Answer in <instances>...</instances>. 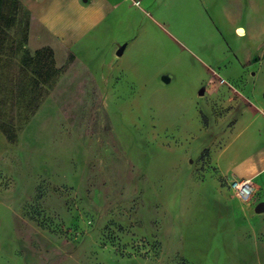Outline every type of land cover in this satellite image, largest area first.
I'll return each instance as SVG.
<instances>
[{
	"label": "rangeland",
	"instance_id": "obj_1",
	"mask_svg": "<svg viewBox=\"0 0 264 264\" xmlns=\"http://www.w3.org/2000/svg\"><path fill=\"white\" fill-rule=\"evenodd\" d=\"M23 1L33 11L5 42L15 56L5 83L28 85L22 59L38 47L55 46L59 72L27 124L28 96L2 100L15 139L0 129V264H264V174L243 202L223 165L248 140L243 156L264 164V123L240 138L251 117L226 103L234 90L264 101V80L256 100L233 75H211L200 49L209 19L230 40L226 12L188 0ZM55 14L63 39L46 31L39 43L38 18L55 29Z\"/></svg>",
	"mask_w": 264,
	"mask_h": 264
},
{
	"label": "crops",
	"instance_id": "obj_2",
	"mask_svg": "<svg viewBox=\"0 0 264 264\" xmlns=\"http://www.w3.org/2000/svg\"><path fill=\"white\" fill-rule=\"evenodd\" d=\"M19 1L23 10H25V8L30 11L32 10V8L29 7L23 0ZM188 1L195 7L202 8V5L206 4L214 10L217 8L216 11L221 9L222 11L226 12V25L230 27V40L224 38L223 33L219 29L214 19H209V30L213 40L209 44H201V53L207 61L205 59L203 60L211 75L218 76L217 74L220 73H218L216 68L222 69V73L233 75V78H235L238 83H241L245 89L247 88L248 95L257 100L259 95H261L260 92L263 91V89L260 88L258 84L264 80L262 79L264 74V0ZM53 17L54 18H51L50 20L53 25H55V29L52 28V26H50L41 15L38 18L40 21L38 25L39 31L37 30L39 32V43L47 44V39H42L46 37V31L53 36L55 41H60L63 39L62 35L59 33V31H57L56 26L57 24L63 22V17H59L57 14H55ZM31 33L33 34V29H31L28 38L26 37L28 43H31L32 40ZM27 41H25V39L23 40L24 44L22 45V48L27 46ZM255 43H258V45L254 46ZM223 47L225 48L224 50L229 53L228 57L226 58L232 59L233 62L228 60L226 62V58L223 57ZM37 50H40V47H38L35 51ZM53 50L55 54L54 58L57 60L58 53L55 46ZM218 87L219 86L216 85V83H214L211 79L208 81L205 87V93L208 95H214L217 91H219ZM259 90L261 91L259 92ZM232 94L233 96L227 99L226 103L229 105L234 101L235 104L232 107L233 109L236 107V114L241 113L240 115L243 116V118L247 115L251 117V125L248 124L246 128L242 129L239 135L240 138L248 137L250 134L247 132L250 131V127L254 128L255 124L258 122L264 123V101L253 103L251 99L246 97L244 93H239L235 90ZM232 97L237 98V100H233ZM216 117L222 122H236V128L240 123L244 122L243 119H240L238 116L235 120H227L224 116L219 114H216ZM251 132L252 139L255 140V137H257L258 134L255 130ZM259 140L256 139L254 144L250 146L249 149L251 150V155L253 152L255 153L257 151L259 146L261 147L262 143L259 144ZM248 141L241 148H238L239 150H237L238 152L236 156V150L232 151L228 156L229 158L224 160L223 165L225 166L228 163H231L225 168L226 172H228V174L231 175L234 180L252 179L255 182V185H257V180L264 174V164L261 163L260 157L257 161L253 160L252 158H248V156H246L247 154L243 156L245 147L248 144L250 145V142ZM240 159L241 161H236Z\"/></svg>",
	"mask_w": 264,
	"mask_h": 264
},
{
	"label": "trees",
	"instance_id": "obj_3",
	"mask_svg": "<svg viewBox=\"0 0 264 264\" xmlns=\"http://www.w3.org/2000/svg\"><path fill=\"white\" fill-rule=\"evenodd\" d=\"M22 6L19 0H0V110L5 99L6 92H10V97L15 99L29 97V101L25 103L27 117L25 124L29 123L30 119L40 108L43 99V91L45 86L49 85L57 76L59 69L56 67L54 53L49 48H43L35 51L34 55L25 52V57L22 59V71L29 73V83L14 84L10 78V83H5V68L12 63L14 56V44L8 54L5 50V42L8 41L10 32L16 28L21 17ZM27 34V33H26ZM27 37V36H26ZM25 37V41L27 38ZM14 42V41H13ZM7 78V77H6ZM11 84V87H10ZM0 129L4 132L10 142L14 141V137L8 130L0 125Z\"/></svg>",
	"mask_w": 264,
	"mask_h": 264
},
{
	"label": "built area",
	"instance_id": "obj_4",
	"mask_svg": "<svg viewBox=\"0 0 264 264\" xmlns=\"http://www.w3.org/2000/svg\"><path fill=\"white\" fill-rule=\"evenodd\" d=\"M231 190L243 202H249L255 192V183L252 179L233 180L230 184Z\"/></svg>",
	"mask_w": 264,
	"mask_h": 264
},
{
	"label": "water",
	"instance_id": "obj_5",
	"mask_svg": "<svg viewBox=\"0 0 264 264\" xmlns=\"http://www.w3.org/2000/svg\"><path fill=\"white\" fill-rule=\"evenodd\" d=\"M122 52L120 51L118 54L120 55ZM256 212L257 213H262V212H264V203H261V204H259L258 206H257V208H256Z\"/></svg>",
	"mask_w": 264,
	"mask_h": 264
}]
</instances>
